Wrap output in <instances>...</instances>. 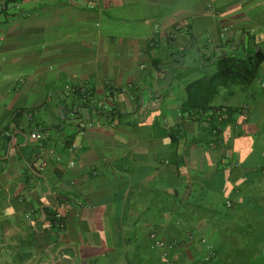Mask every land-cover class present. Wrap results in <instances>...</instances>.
<instances>
[{"label":"crops","instance_id":"1","mask_svg":"<svg viewBox=\"0 0 264 264\" xmlns=\"http://www.w3.org/2000/svg\"><path fill=\"white\" fill-rule=\"evenodd\" d=\"M87 1L0 0V264H264V60L213 100L218 144L181 113L219 58H264V0Z\"/></svg>","mask_w":264,"mask_h":264},{"label":"trees","instance_id":"2","mask_svg":"<svg viewBox=\"0 0 264 264\" xmlns=\"http://www.w3.org/2000/svg\"><path fill=\"white\" fill-rule=\"evenodd\" d=\"M6 1L10 2L12 0ZM263 60V55L259 52L246 54L245 56L228 55L219 58L215 63L213 74L194 80L186 85L184 89L185 101L181 107V113L193 117L196 121L202 123L208 135L212 136L211 131L217 124L219 112H225L229 115L228 109L212 107L213 100L221 90L231 86H239L242 88L249 87L256 80L261 70ZM88 104L89 101L82 100L78 95H72L68 101H64V122H69V125H74L77 129V125L74 123L75 121L72 122L73 120H67V114L74 113L76 117L82 120H88L84 119L81 115L82 110L87 109ZM95 113L106 121H111L113 118L112 115L108 113L97 111ZM31 130L34 131L36 136H40L39 142L42 143L44 140L41 137L44 129H40L39 125H34L31 127ZM73 137V135L67 137L64 144L65 149H69ZM56 214L57 213H53L50 225L55 231H59L55 224Z\"/></svg>","mask_w":264,"mask_h":264},{"label":"built area","instance_id":"3","mask_svg":"<svg viewBox=\"0 0 264 264\" xmlns=\"http://www.w3.org/2000/svg\"><path fill=\"white\" fill-rule=\"evenodd\" d=\"M87 7L89 9H95V7H96L95 0H88L87 1ZM154 28H155V33L159 34L160 33L159 26L155 25ZM179 32H180V27L176 26V27H174L173 30L166 31L164 33V37L168 42H172L177 38ZM72 95H78L84 101H89L91 99L90 93L87 91V89H85L83 87H78V86L65 85L63 88L62 96L65 99H68ZM71 116L76 117V115H74V113H71ZM227 118H228V115L225 112H221V113L219 112V115L217 118L218 119L217 124L211 131L212 137L214 138V140L212 142L213 145H216L219 143V134L221 133L222 125L227 120ZM99 124H100L99 121L95 120V119L94 120L77 119V131H78V133H82L85 129L92 128V127L97 126ZM72 147L75 148L76 146L74 144H72ZM70 165H71V163H70ZM43 166H44V164H43ZM55 222H56L55 224H56L57 229L59 231H61L64 227V224H65V221H64L61 214H59V213L56 214ZM152 237L154 238V235H152ZM153 247L163 250L162 257L166 256V251H165L166 245L163 241L158 240V239H154Z\"/></svg>","mask_w":264,"mask_h":264}]
</instances>
